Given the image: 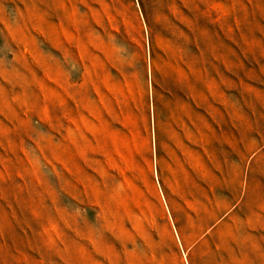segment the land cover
<instances>
[{"label": "rangeland", "instance_id": "1", "mask_svg": "<svg viewBox=\"0 0 264 264\" xmlns=\"http://www.w3.org/2000/svg\"><path fill=\"white\" fill-rule=\"evenodd\" d=\"M0 264H264V0H0Z\"/></svg>", "mask_w": 264, "mask_h": 264}]
</instances>
